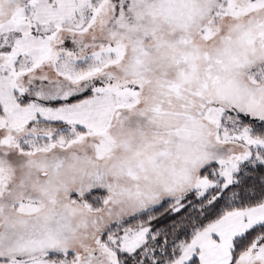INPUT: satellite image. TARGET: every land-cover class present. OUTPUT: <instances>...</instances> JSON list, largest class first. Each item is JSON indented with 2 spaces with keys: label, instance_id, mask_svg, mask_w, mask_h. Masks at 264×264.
I'll list each match as a JSON object with an SVG mask.
<instances>
[{
  "label": "snow or ice",
  "instance_id": "1",
  "mask_svg": "<svg viewBox=\"0 0 264 264\" xmlns=\"http://www.w3.org/2000/svg\"><path fill=\"white\" fill-rule=\"evenodd\" d=\"M0 264H264V0H0Z\"/></svg>",
  "mask_w": 264,
  "mask_h": 264
}]
</instances>
